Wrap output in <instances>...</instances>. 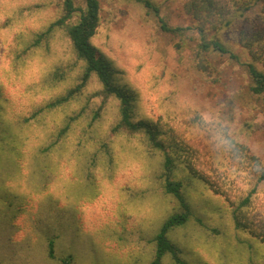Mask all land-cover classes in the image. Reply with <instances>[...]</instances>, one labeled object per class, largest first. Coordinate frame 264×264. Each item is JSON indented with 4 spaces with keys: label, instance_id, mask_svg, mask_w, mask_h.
I'll list each match as a JSON object with an SVG mask.
<instances>
[{
    "label": "rangeland",
    "instance_id": "374dc122",
    "mask_svg": "<svg viewBox=\"0 0 264 264\" xmlns=\"http://www.w3.org/2000/svg\"><path fill=\"white\" fill-rule=\"evenodd\" d=\"M73 1L86 9L87 0ZM151 1L169 26L192 24L186 0ZM99 2L93 43L134 96L136 117L160 123L179 143L175 178L192 210L189 222L169 234L181 258L187 264H264V241L235 229L227 200L244 196L264 170V96L248 94V75L227 55L201 52L195 31H163L135 0ZM62 3L0 0V264H61L66 256L72 264H150L155 236L180 204L164 190L163 154L141 135L112 133L118 102L103 105L96 79L70 102L47 107L82 72L64 29L32 46L61 16ZM79 18L77 12L68 23ZM239 31L236 26L221 36L238 53ZM257 65L264 71V63ZM217 187H226L227 196ZM257 190L248 211L264 228V182ZM163 264L175 263L167 255Z\"/></svg>",
    "mask_w": 264,
    "mask_h": 264
},
{
    "label": "trees",
    "instance_id": "16d2710c",
    "mask_svg": "<svg viewBox=\"0 0 264 264\" xmlns=\"http://www.w3.org/2000/svg\"><path fill=\"white\" fill-rule=\"evenodd\" d=\"M135 1L142 3L145 8L155 14L163 31L177 35H184L189 30L195 31L201 39L199 44L201 52L207 53L214 50L227 55L231 66L244 68V73L248 75L246 86L248 94L264 96V71L257 67V62L264 63V0H186L183 10L193 19L192 24L187 27L169 26L161 15L159 6L151 0ZM260 4H262L261 10L255 16L248 18L247 12ZM77 12L80 13L79 21L75 24L68 23ZM100 20L101 6L99 0H87L85 10L76 7L73 0H63L61 16L36 35L33 47L40 46L44 40L53 35L52 33L56 28L64 29L77 62L82 64L78 83L48 103L47 107L55 108L70 102L76 95L83 93L92 79H96L101 86V90L97 94L103 99V105L109 99L118 102V119L112 127V133L125 132L131 135H141L150 149L160 151L163 154L161 178L164 180V190L167 194L173 195L181 207L179 212L168 216L160 226L154 239L156 248L150 264H163L167 255L172 258L175 264H187L181 258V249L169 238L173 229L185 226L192 216L190 205L184 197L183 182L175 178L177 166L175 152L178 151L179 143L168 138L167 132L160 123L136 117L134 96L117 81L113 64L93 43V38L100 26ZM236 26L240 30L238 44L241 51L239 53L226 45L221 38L224 32ZM204 62L201 61L199 66L207 71L210 68ZM100 113V109L94 113L91 123L100 118ZM79 116L80 113L69 118L66 125L57 132L50 147L61 142L68 133L72 122L76 121ZM198 175L202 176L203 174L198 172ZM263 182L264 170L262 169L260 174L258 172L254 186L249 188L244 196H240L239 199L227 197V200L233 207L235 229L247 230L255 239L259 238L264 241V228L256 223L252 217L253 213L248 211L257 194L258 187ZM225 188L219 189L217 187L216 192L227 196ZM47 243L49 257L54 258V240L50 239ZM61 264H72L71 256L62 258ZM250 264H255V262H250Z\"/></svg>",
    "mask_w": 264,
    "mask_h": 264
}]
</instances>
